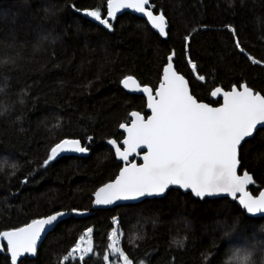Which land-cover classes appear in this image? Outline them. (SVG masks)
<instances>
[{"label": "trees", "instance_id": "1", "mask_svg": "<svg viewBox=\"0 0 264 264\" xmlns=\"http://www.w3.org/2000/svg\"><path fill=\"white\" fill-rule=\"evenodd\" d=\"M150 6L166 18V40L128 12L110 20L111 31L85 16L84 9L99 8L105 17L107 0H0V231L60 210L91 211L58 223L22 264H61L88 227L99 255L90 254L85 264H103L113 217L122 249L145 264H225L234 245L252 239L248 231L264 227V217L247 216L234 201H201L177 189L92 210L94 191L121 167L108 140L123 138L119 125L131 111L146 115L144 97L123 89L125 76L155 89L175 52L174 66L199 101L216 105L215 87L241 83L264 95V0H152ZM70 138L89 154L41 167L50 147ZM239 159L257 194L264 189V127L242 144ZM0 264H10L5 253Z\"/></svg>", "mask_w": 264, "mask_h": 264}, {"label": "snow or ice", "instance_id": "2", "mask_svg": "<svg viewBox=\"0 0 264 264\" xmlns=\"http://www.w3.org/2000/svg\"><path fill=\"white\" fill-rule=\"evenodd\" d=\"M122 9H131L142 14L160 36L167 35L165 16L162 13L154 15L149 0H107L106 18L102 16L99 8L83 11L86 17L93 18L111 31L110 19L114 20ZM75 11L80 12L81 9L76 8ZM225 27L236 36L234 28L230 25ZM188 40L189 36H186V48ZM235 47L241 53L245 52L238 39ZM174 57L175 52L167 57L159 86L155 89L147 85L141 86L132 75H127L120 81L125 89L136 85L134 90L147 96V108L151 115L145 118L134 111L130 113V125L127 122L119 125L126 133L122 142L123 148L117 145L116 140H108V144L115 149L117 159L123 161L124 166L120 167L114 180L95 190L92 203L112 205L117 201H136L142 197L161 196L170 186L175 185L180 189H190L193 196L201 199L231 197L235 200L239 194V206L247 213H264V191H260L259 196H253L248 191V186L254 183L252 176L247 171L243 175L238 174L242 142L253 136L258 125L264 126V95L241 83L233 85L228 91L221 87L214 88L211 96L223 97V103L219 107L200 102L190 92L185 77L174 69ZM248 59L254 64L261 62L250 55ZM188 63L195 71L196 65L190 58ZM197 78L205 79L204 76ZM138 149H146L141 157L142 164L129 159L134 153L139 155ZM88 151V147L83 146L79 139H61L50 147L41 167L48 166L61 153ZM71 212L83 214L76 208H72ZM65 215L64 212L56 211L33 219L23 227L0 231V239L7 242L11 264H22L18 258L25 254L34 255L41 234L54 228ZM111 223L113 227L107 234L108 244L102 254L103 264H145L143 259L137 262L122 249L123 232L118 218L113 217ZM93 234L94 229L88 227L62 258L61 264L70 259L72 264H76L77 254L80 264H85V259L90 254L98 256ZM225 235H228L227 231ZM175 243L183 247V241Z\"/></svg>", "mask_w": 264, "mask_h": 264}, {"label": "water", "instance_id": "3", "mask_svg": "<svg viewBox=\"0 0 264 264\" xmlns=\"http://www.w3.org/2000/svg\"><path fill=\"white\" fill-rule=\"evenodd\" d=\"M151 1L152 0H149V4H151ZM124 12H128V13H131V14H134V15H137V16H139V17H141V18H143L146 22H147V18L146 17H143L142 16V14H139V13H135L133 10H131V9H122L119 13H117V16H119L120 14H122V13H124ZM159 14H161V13H154V15H159ZM116 16V17H117ZM107 17V11H106V15H105V18ZM91 18V17H90ZM92 19V21H94V22H96V23H98L97 21H95L93 18H91ZM111 20V19H110ZM147 24H148V26L155 32V33H157L159 36H160V34H159V32L156 30V29H153L152 28V26L147 22ZM166 33H167V27H166ZM162 39H164V40H166L167 39V35L165 36V37H162V36H160ZM174 63V62H173ZM174 69L176 70V68H175V66H174ZM177 71V70H176ZM178 72V71H177ZM180 75H183V74H181L180 72H178ZM162 74H163V69H162V72H161V76H162ZM184 76V75H183ZM185 77V76H184ZM185 79L187 80V78L185 77ZM136 80V79H135ZM188 81V80H187ZM188 84H189V82H188ZM243 84H245V83H243ZM123 86V85H122ZM159 86V83H158V85H157V87ZM219 87V86H218ZM136 88V85H130V87H129V89H125L124 87H123V89L126 91V92H128V93H130V94H136V95H142L143 97H144V99H145V112H146V115H144L143 113H141V112H139V111H136L135 110V112H139L142 116H145V118L148 116V115H151V111L147 108V96L144 94V93H142V92H138V91H135L134 89ZM216 88V87H215ZM251 88V87H250ZM189 90H190V86H189ZM214 90V89H213ZM212 90V91H213ZM222 90H224V91H228V90H230V89H228V90H225V89H223L222 88ZM254 90V89H253ZM211 91V92H212ZM255 91V90H254ZM190 92H191V90H190ZM255 92H257V91H255ZM261 94V93H260ZM212 97V96H211ZM213 99H215V100H220V102L218 103V104H216V105H213V104H211V103H209V102H206V101H200V102H204V103H209L211 106H213V107H219L220 106V104H222L223 103V97L222 96H217V97H212ZM132 112H134V111H131L130 113H132ZM130 113H129V121L127 122L129 125H130V123H131V116H130ZM264 126H261V125H258L257 126V130L258 129H260V128H263ZM256 130V131H257ZM120 131L123 133V138L119 141V142H117V145L118 146H120L121 148H123V144H122V142H123V139H124V137H125V135H126V133L124 132V130L123 129H121L120 128ZM256 131H254V134H255V132ZM253 134V135H254ZM253 137V136H252ZM252 137H250V138H252ZM250 138H246V140H248V139H250ZM70 139H75V138H70ZM110 140H114V139H110ZM245 140V141H246ZM244 142H242V144H243ZM110 145V144H109ZM110 147L112 148V150H113V152H114V154H115V149L110 145ZM146 151V149H138V153H139V155H137V154H132L130 157H129V159L130 160H133V161H135L136 163H138V164H142L143 163V160H142V155H143V153ZM240 151V150H239ZM89 154V151L87 152V153H73V152H65V153H61L58 157H61V156H77V157H84V156H87ZM115 158H116V161L118 162V163H120L121 164V167H123L124 166V162L123 161H120V160H118L117 159V157H116V154H115ZM239 168H240V165L238 166V174H240V175H243V173L245 172V171H239ZM249 173V172H248ZM119 174V171L117 172V174L116 175H118ZM249 175H251L252 176V174L251 173H249ZM116 177V176H115ZM115 177L112 179V180H114L115 179ZM252 178H253V176H252ZM111 181V180H110ZM110 181H108V182H110ZM253 181H254V178H253ZM108 182H106V183H108ZM105 184V183H104ZM103 185V184H102ZM102 185H100L99 187H101ZM253 185V184H252ZM250 186L251 185H249L248 186V191L253 195V196H259V192L260 191H264V189H261L257 194H253L251 191H250ZM98 187V188H99ZM170 189H177V190H180L181 192H183V193H190L191 194V196L192 197H194L195 199H199V200H204V199H217V198H219V197H205L204 199H201V198H198V197H195V196H193L192 195V193H191V190L190 189H188V190H184V189H180L178 186H175V185H173V186H170L169 187V189L168 190H170ZM168 190H166V193L168 192ZM95 192V191H94ZM166 193L165 194H162L161 196H152V197H142V198H140L139 200H136V201H117L115 204H112V205H94L93 203H92V210H96V209H107V208H113V207H116V206H119V205H124V204H132V203H138V202H141V201H143V200H145V199H154V198H161V197H163V196H165L166 195ZM95 199V197H94V195L92 194V201ZM227 199H229L230 201H234V202H236L237 203V205L239 206V194H237V197H236V199L235 200H233L231 197H228ZM240 207V206H239ZM241 208V210L242 211H244L245 212V214L247 215V216H249V217H264V213H256V214H249V213H247L246 212V210H244L242 207H240ZM80 213H83L82 215H77V214H75V213H72L71 212V210L70 211H67V210H60V212H64V213H66V215L62 218V220H64V219H66V218H69L70 216H74V217H81V216H86V215H89L90 213H91V211L90 210H78ZM54 213V212H53ZM53 213H51V214H53ZM50 215V214H49ZM41 218V217H40ZM36 219H38V218H36ZM61 220V221H62ZM32 221V220H31ZM31 221H29L28 223H30ZM58 224V223H57ZM56 224V225H57ZM25 225V224H24ZM24 225H22V226H20V227H23ZM55 225V226H56ZM17 228H19V227H17ZM9 230H12V229H8V230H3V231H9ZM53 230V228H49V229H47L46 230V232H44V233H42L41 234V239L40 240H38L37 241V251H38V248H39V246H40V244L42 243V241L44 240V238L51 232ZM37 251H36V253L33 255V254H25V256L24 257H22V258H18L19 260H21V259H23V258H25V257H29V258H33V257H35L36 256V254H37ZM0 253H5L8 257H9V260H10V264H11V257H10V254H8L7 253V242L5 241V240H3V239H0Z\"/></svg>", "mask_w": 264, "mask_h": 264}, {"label": "clouds", "instance_id": "4", "mask_svg": "<svg viewBox=\"0 0 264 264\" xmlns=\"http://www.w3.org/2000/svg\"><path fill=\"white\" fill-rule=\"evenodd\" d=\"M262 243L264 242L251 241L246 245L230 249L225 264H264Z\"/></svg>", "mask_w": 264, "mask_h": 264}, {"label": "rangeland", "instance_id": "5", "mask_svg": "<svg viewBox=\"0 0 264 264\" xmlns=\"http://www.w3.org/2000/svg\"><path fill=\"white\" fill-rule=\"evenodd\" d=\"M124 123H125V122H124ZM248 230H249V229H244L245 232H247ZM245 232H244L243 235H245ZM250 232H251V233H250ZM259 232H260L261 234H260ZM248 233H250V235H251V237H252V239L248 238V239H249V242H250V240H251V241H257V242H264V240H263V238H262V237H264V236H263V235H264V227H262L261 230L259 229L258 231H255V232H254V231H253V232H252V231H248L247 234H248ZM243 235H241V238H242ZM245 238H246V236H244V237L242 238V241H243L242 243H237L236 245L233 246V248L248 244V242H247V240H246ZM261 246L264 247V243H262ZM77 257H79V254H77ZM258 261H259V257H258Z\"/></svg>", "mask_w": 264, "mask_h": 264}]
</instances>
